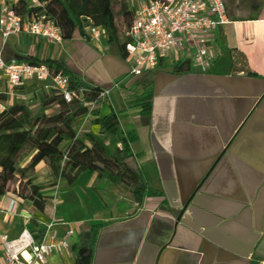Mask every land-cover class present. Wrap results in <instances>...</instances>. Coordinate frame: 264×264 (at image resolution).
Wrapping results in <instances>:
<instances>
[{"label": "crops", "instance_id": "0c3cea01", "mask_svg": "<svg viewBox=\"0 0 264 264\" xmlns=\"http://www.w3.org/2000/svg\"><path fill=\"white\" fill-rule=\"evenodd\" d=\"M221 34V38L219 35ZM208 60L161 62L151 72L148 114L136 103L145 74L133 77L128 64L105 37L86 38L81 29L60 43L25 32L0 37L4 62L51 59L63 63L84 88L107 90L88 102V113L73 123L76 136L92 133L108 147L111 136L133 131V157L142 174L137 194L119 195L112 185L83 171L74 183L60 181L44 193L52 197V220L11 194L0 197V237L14 239L23 229L37 237L72 229L69 247L41 264H255L264 260V3L255 20L228 22L216 29ZM246 58L256 77L230 73L231 51ZM36 85L33 90L29 88ZM30 83L0 93L1 110L23 103L31 116L40 104ZM45 89V88H43ZM46 96L51 90L45 89ZM113 114L107 129L93 124ZM86 119V120H85ZM81 121L87 125L79 129ZM108 141V142H107ZM45 167L38 164V169ZM46 169V168H45ZM15 206L7 211L9 203ZM1 250V245H0Z\"/></svg>", "mask_w": 264, "mask_h": 264}, {"label": "trees", "instance_id": "16d2710c", "mask_svg": "<svg viewBox=\"0 0 264 264\" xmlns=\"http://www.w3.org/2000/svg\"><path fill=\"white\" fill-rule=\"evenodd\" d=\"M40 6L28 7L25 0H19L12 4V10L24 22H35L43 17L52 21L60 32L61 41H69L76 30L81 29V19H89L91 23L103 30L106 45H114L120 58L125 59L124 47L127 38L124 35L131 22V11L124 0L118 4V14L121 19V27L118 26L110 0H38ZM226 16L229 22L255 20L264 3V0H223ZM238 3L250 14L246 17L237 16ZM221 34L219 38H221ZM230 63V73H240L246 77H256L247 64L242 53L233 49ZM189 59L184 58L173 65V71L177 73L188 70ZM29 64L42 63L46 65L52 74L61 73L69 78V89L76 90L83 87L74 81V74L58 61L49 58L38 60L34 57L26 59ZM151 74L146 73L141 84L143 92L136 103L141 107V113L146 115L150 110L151 100ZM84 88V87H83ZM86 89V88H85ZM84 94L86 102H95L97 95L102 91L98 87L87 88ZM55 96L54 103L57 106L47 112L43 109L31 116L23 103H16L9 108L0 110V135L16 126L27 129L28 135L18 147L13 148L4 163L0 165V197L11 194L15 198L30 203L36 212L45 220L51 221L53 215L52 197L42 194V187L36 182L35 168L42 163L47 170V178L54 186L57 182H65L67 185L74 183L78 176L86 171L87 174H95L96 179L118 187L129 194H137L135 188L143 182L142 174L132 170L126 161L133 157L130 152V144L137 140L133 131L125 132L120 138L121 149L116 155H111L104 144L92 133H84L76 136L73 123L77 117L87 114L84 107L71 108L61 100V95L51 90ZM6 96L0 93V102L5 101ZM96 103V102H95ZM93 124H99L110 129L116 124L115 116L109 114L101 120H95ZM67 146L62 151L63 143ZM91 148L97 151L101 158H97L93 151L92 159L85 165L78 164V159L88 154ZM36 153L34 161L21 165V162L30 154Z\"/></svg>", "mask_w": 264, "mask_h": 264}, {"label": "built area", "instance_id": "2783aa9c", "mask_svg": "<svg viewBox=\"0 0 264 264\" xmlns=\"http://www.w3.org/2000/svg\"><path fill=\"white\" fill-rule=\"evenodd\" d=\"M17 1L0 0V37L3 40L25 32L29 36L61 42L54 22L41 17L30 23L16 16L12 4ZM25 2L28 7L40 6L38 0ZM130 11L131 22L124 32L127 38L124 60L128 64V74L133 77L154 72L161 62L170 59L188 58L194 64H204L216 29L229 22L223 0H137ZM81 30L90 40L104 37L103 30L89 19H81ZM0 82L9 91L30 83L43 84V88L59 93L65 104L80 103L87 92L83 87L70 90L67 76L52 74L42 63L4 62L1 56ZM108 93L103 90L96 99L104 98ZM14 206L15 202L11 200L7 211ZM51 230L52 222H49L37 237L27 229L11 240L1 236L0 264H41L52 255L67 250L73 230L67 229L60 236ZM255 264H264V260Z\"/></svg>", "mask_w": 264, "mask_h": 264}, {"label": "rangeland", "instance_id": "374dc122", "mask_svg": "<svg viewBox=\"0 0 264 264\" xmlns=\"http://www.w3.org/2000/svg\"><path fill=\"white\" fill-rule=\"evenodd\" d=\"M111 1V5H112V10L116 19V22L118 24L119 27H121V19L119 17L118 14V4L120 2V0H110ZM127 8L129 10H131L134 5H136V1L137 0H124ZM237 1V0H236ZM236 8H237V16L238 17H246L249 16L250 14L242 7V5H239L238 3L235 4ZM30 90L37 88L36 85H31L29 86ZM38 94L37 96H32V98L29 101H34L37 99L38 103L40 104L41 109L49 112L51 111L53 108H55L57 106V103H54V95H50V96H46L45 92H47V90L43 89V88H39L38 89ZM51 93V92H50ZM88 102H86L85 100H81V102H74L71 105H69V107H73V108H80V107H84V106H88L87 104ZM86 120V119H85ZM87 124V123H86ZM84 121H81L80 125L78 126L79 129H82L83 127L87 126ZM74 126V125H73ZM117 131L114 132L113 136H117L116 134ZM28 135V131L27 129L20 127V126H16L14 128H12L11 130L3 133L0 135V165H2L4 163V161L6 160V158L9 156L10 152L13 150V148L18 147L22 144V142L24 141V139L26 138V136ZM111 136V134L109 135V137H111V141H107L108 142V147L105 146V148L107 149V151L109 152V154L111 155H116L117 154V141L115 140V138ZM67 146V142L63 143L60 147V149L63 151L65 149V147ZM93 151L95 152V150L93 148H91L90 152H88V154L81 156L78 159V164L81 166H85L93 157ZM97 155V158H101V155L96 151L95 152ZM36 153H32L30 155H28L22 162L21 165L27 163V162H31L34 161L36 158ZM34 175L36 177V182L43 188L42 189V194H45L44 192L48 189H51L55 186L58 185L59 182L55 183L54 186L51 185V182L49 181V179L47 178V170L45 169V167H42L41 169H38V165L35 168V172ZM113 191H115L116 193H118L119 195H122L123 197H128L130 194L126 193L125 191H123L122 189L118 188V187H112ZM46 195V194H45Z\"/></svg>", "mask_w": 264, "mask_h": 264}]
</instances>
